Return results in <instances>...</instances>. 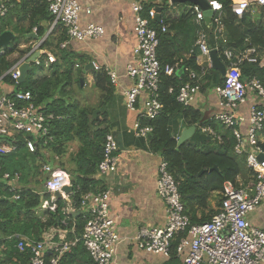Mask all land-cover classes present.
I'll use <instances>...</instances> for the list:
<instances>
[{"label":"built area","instance_id":"1","mask_svg":"<svg viewBox=\"0 0 264 264\" xmlns=\"http://www.w3.org/2000/svg\"><path fill=\"white\" fill-rule=\"evenodd\" d=\"M44 1L52 17L50 29L7 72L17 82L20 66L39 51L59 25L66 27L68 37L72 40L86 41L105 34V27L101 24L93 21L82 23V14H91L92 9L79 0ZM207 1L214 12L208 30L213 29L214 39L224 41V6L219 0ZM12 2L13 0H0V18L7 15ZM158 2H155L156 5L147 14L143 0L132 3L137 44L134 48V61L126 67L127 73L133 79V85L126 89L125 96L127 108L139 114L133 126L134 131L136 135L144 138H148L153 127L142 126L139 118L156 119L161 115L164 107L160 98L161 74L164 72L173 75L179 68L178 64H167L163 67L158 57L159 33L151 24L157 18V6H162ZM169 5V13L182 12L171 0ZM187 7L195 14L198 24L206 22L204 10L200 6L190 4ZM263 7L264 0H233V11L238 16L247 12L255 13ZM167 28V25H162L163 32ZM67 44L68 41H65L62 47ZM196 47L200 50L198 59L205 56L211 62L210 53L213 48L209 45V34L204 28L198 32ZM214 49L218 51V48ZM0 51L4 53V49ZM222 56L227 68L224 82L214 87L217 103L212 118L231 130L235 140L234 151L237 155L246 157L247 166L253 173L251 181L254 186H236L232 181H227L220 192L221 204L218 213L208 221L193 224L185 212L179 182L170 173L168 162L162 160L159 165L157 193L166 205V222L160 227H141L136 238L146 252L170 257L173 240L178 234L185 233L177 246V255L181 258L177 264H264V229L254 226L249 219V213L264 203V82L257 76L247 78L243 74L245 64L264 68V47L251 43L242 50L226 47ZM40 62L39 57L34 63L39 66ZM92 62L95 70L103 69L95 61ZM199 65L202 67L201 71H192L190 74L195 81L186 82L179 89L177 100L184 106L194 103L202 90L201 81L211 66ZM104 69L112 83L117 85V72L110 67ZM170 92H173V88ZM52 119L53 115L46 113L43 105L34 103L33 94L29 90L0 94V154L14 151L19 135L24 136L27 148L35 152L39 142L48 143V140H52L49 130ZM200 129L212 139L222 140V135L213 127L201 126ZM119 163L118 143L114 135L108 133L104 142V157L98 167L99 176L115 173ZM42 171L43 191L51 194V199L45 200L43 205L55 210V194L61 192L62 198L69 203L67 213L76 212L69 196L63 192L64 186L70 183L66 170L45 162L42 164ZM0 173L3 178L10 179V190L15 191L13 197L19 199L20 194L16 191L21 187L20 183L17 179H12L9 172H3L1 164ZM79 211L86 214L88 221L82 235L75 240H56L55 235L50 232H45L40 240L20 237L17 245L19 251L31 253L28 264H61L64 254L70 252L79 241L83 242L96 264H116L119 244L123 238L117 231L116 219L111 213V190L106 188L98 193L84 194ZM64 223L67 224L66 221Z\"/></svg>","mask_w":264,"mask_h":264},{"label":"trees","instance_id":"2","mask_svg":"<svg viewBox=\"0 0 264 264\" xmlns=\"http://www.w3.org/2000/svg\"><path fill=\"white\" fill-rule=\"evenodd\" d=\"M219 1L225 11L224 41L214 39L213 29L208 30L209 24H198L195 14L189 9L174 17L168 13L169 0L159 2L163 7L162 16L151 21L159 33L158 57L163 67L167 64H178L179 68L173 75L164 72L161 74L160 98L164 104L161 115L156 119L139 118L142 126L153 127L148 136L149 147L168 162L170 173L179 182L185 212L193 224L208 221L218 213L219 209H212L209 199L215 192L220 193L227 181H232L236 186H254L251 181L253 173L247 166L246 157L237 155L234 151L235 140L231 130L200 109L191 105L184 106L177 100L181 85L195 81L190 75L191 72H200L202 69L198 63L200 50L196 47L200 29L208 31L209 45L213 49L218 48L222 60V52L226 47L242 50L250 43L264 47V7L255 13L247 12L238 16L233 11V0ZM39 4L44 14H50L44 0H39ZM190 4L186 3V6ZM155 5V2L145 4V14ZM163 24L168 26L165 32L162 30ZM5 29V26L0 25V33ZM68 38L66 27L59 25L42 45L53 52L54 59L51 53L45 52L40 57L39 66L43 69L45 62L49 61L50 72L39 76L31 72L22 83L7 73L14 64L9 55L17 50L19 37L12 39L11 47L3 48L4 53L0 51V77L3 81L15 85L17 90L31 91L34 103L43 105V110L53 115L49 123L52 140H48V143L39 142L37 150L31 152L26 146L24 136L19 135L14 151L0 154L3 172H9L11 178L17 179L21 185L16 191L20 198L16 199L13 197L15 191L10 190V179L3 178L0 173V264H28L31 253L20 252L17 246L21 236L40 240L50 228L58 227L69 228V239L79 238L88 221L86 214L79 211L83 195L106 189L103 180L96 176L99 163L104 157V142L109 133L108 114L104 107L112 100L115 85L104 68L94 70V85L101 92L100 101L96 106L81 103L73 85L77 83L81 89V78L85 77V67L91 59L69 48H61V43ZM26 50L20 51V57L30 48ZM56 54L59 58L55 59ZM243 74L247 78L257 76L264 82V68L258 65L245 64ZM223 82L222 73L210 67L201 81V87L202 90L206 86L214 88ZM171 88L173 92H170ZM179 116L184 126L197 127L195 134L182 144H178L176 133L172 131L178 124L175 117ZM201 126L213 127L222 135V140H214L203 134ZM73 142H78L79 148L76 153H70L67 162L71 165L68 167L61 157L66 156L68 147ZM55 159L60 161L59 167L65 168L71 176L72 190L69 198L76 212L67 213L69 203L62 197L57 198L55 210L44 209L43 203L51 199V194H42L32 186L34 182L43 186L42 164L48 162L55 165ZM72 228L75 229L74 232L71 231ZM184 235L185 233L178 234L173 240L167 264L181 261L177 255V246ZM61 264L96 263L83 242L79 241L70 252L64 254Z\"/></svg>","mask_w":264,"mask_h":264},{"label":"crops","instance_id":"3","mask_svg":"<svg viewBox=\"0 0 264 264\" xmlns=\"http://www.w3.org/2000/svg\"><path fill=\"white\" fill-rule=\"evenodd\" d=\"M79 1L84 6L92 9L91 14H82V23L86 24L93 21L101 24L105 27V34L102 37L86 41L68 38L67 46L62 47L61 43V48H69L71 51L91 59L88 65L95 61L103 68L110 67L119 75V82L115 85L114 96L108 105L104 107V110L108 114L109 133L114 135L119 146L120 163L115 173L105 177H100L99 174L96 176L103 180L106 188L111 190V213L116 219L117 231L123 238L119 244L116 264H167L169 257L146 252L140 247L136 238L139 229L143 226H163L167 214L166 205L157 193L159 165L163 160V156L151 151L148 138L136 135L133 126L139 114L129 110L126 106L125 91L133 85V79L127 73L126 67L134 61V48L137 44L135 13L132 7L135 0ZM143 1L146 4L161 2V0ZM173 13L170 11L169 14L176 17L175 14L180 12L175 13L173 11ZM51 20V15L48 12L44 14L42 11L39 0H13L7 15L0 18V25L6 27L5 31H11L13 35L20 39L17 50L9 55V59L15 63L20 58V51H27L28 48L31 51L48 33ZM54 43L56 44V40ZM39 50H44V53H51V57L54 59L53 52H50L48 47L42 46ZM56 57L59 58L57 54L55 59ZM198 63L206 66L211 65V62L205 56L200 57ZM50 65L51 63L46 61L43 69L39 66L43 70L40 75L49 73ZM87 70L93 74L89 79L91 85H93L95 84V69ZM180 72H182L181 69ZM15 90H17L15 85L3 81V78L0 77V94L12 93ZM97 90L98 99L96 104L99 103L101 96L100 90L98 88ZM216 103L217 95L213 88L211 91L202 90L191 106L212 117ZM175 120L178 124L172 128V131L176 133L177 139H179L183 130L188 126H184L180 116L175 117ZM71 146H74L76 151L79 148L78 142L71 143ZM70 152L71 150L66 153V156L61 157V160L66 162L67 166L71 165L67 162ZM66 172L69 174L67 170ZM39 191L42 194L45 193L43 189ZM220 199V193L215 192L212 194L209 199L212 209L218 211ZM43 208L47 207L43 205ZM249 219L254 226L264 229V203L255 211L249 213ZM74 230L72 228L71 231L74 232ZM47 232L53 233L56 240H72L68 238L69 228L53 227Z\"/></svg>","mask_w":264,"mask_h":264},{"label":"water","instance_id":"4","mask_svg":"<svg viewBox=\"0 0 264 264\" xmlns=\"http://www.w3.org/2000/svg\"><path fill=\"white\" fill-rule=\"evenodd\" d=\"M171 1L173 4L191 3V4H195V5L200 6L201 9L204 10L206 23L207 24L211 23L214 12L212 11L207 0H171ZM157 10H158L157 18L160 19L162 16L163 7L157 6ZM14 37H15V35H13V33L11 31H3L1 33V36H0V50L3 48L10 47L11 41ZM42 53L43 52H41L40 50L35 52L33 55H31L29 57V59L23 65L20 66V69H19L20 70V76L18 78V82H20V83L25 82L28 74L31 72H34V67L36 66V64L34 62L37 58L41 57ZM210 59H211L212 68L219 70L222 73V75L224 76L226 74V68L227 67H226L225 62L220 58L218 51L216 49H212V51L210 53ZM93 68H94L93 62H91L87 66V69H93ZM81 82L83 85L85 82V78H81ZM97 112L98 111H96L95 114H97ZM196 128H197L196 126H190L186 129H184L181 136L178 139V144H182L183 142L189 140L193 136V134L195 133ZM213 169H211V170H213ZM71 190H72V187H71L70 183L65 185L63 188V192L65 195H69ZM55 195L57 198H60L63 196V193L56 192Z\"/></svg>","mask_w":264,"mask_h":264},{"label":"rangeland","instance_id":"5","mask_svg":"<svg viewBox=\"0 0 264 264\" xmlns=\"http://www.w3.org/2000/svg\"><path fill=\"white\" fill-rule=\"evenodd\" d=\"M178 8L183 11V10H186L188 7L186 6V4H179ZM43 52H44V50H43ZM41 72H42V70H41V68L39 66H35L34 67V74L36 76L37 75H40ZM84 73H85L84 75H85V78H86L85 80L87 81L86 83L84 82V86L81 85V89H80L78 87L77 83H74L73 87H74L75 92H76V94H77V96H78V98H79V100H80L81 103H86V104H88L90 106H96V105H98V104H96V101L98 99V93H97L98 90L94 86V84L91 85V83L89 81L90 77L93 76V74L89 70H87V69L85 70ZM211 89H213V88L206 86V88H205L204 91H209V90L211 91ZM92 103H94V104H92ZM70 150H71L70 153H72V152H73V154L76 153V148L74 146H71V144L68 147V152ZM53 164L59 166L60 161L57 160V159H55L54 162H53ZM32 186L36 187L38 190H42L43 189V186H41L40 184L37 185V184H35V182L32 184Z\"/></svg>","mask_w":264,"mask_h":264},{"label":"clouds","instance_id":"6","mask_svg":"<svg viewBox=\"0 0 264 264\" xmlns=\"http://www.w3.org/2000/svg\"><path fill=\"white\" fill-rule=\"evenodd\" d=\"M71 184V183H70Z\"/></svg>","mask_w":264,"mask_h":264}]
</instances>
